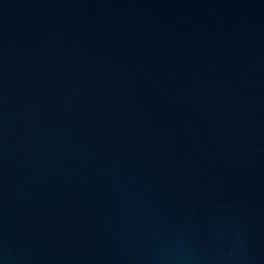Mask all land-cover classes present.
I'll list each match as a JSON object with an SVG mask.
<instances>
[{"label": "water", "instance_id": "95a60500", "mask_svg": "<svg viewBox=\"0 0 264 264\" xmlns=\"http://www.w3.org/2000/svg\"><path fill=\"white\" fill-rule=\"evenodd\" d=\"M0 264H264V0H0Z\"/></svg>", "mask_w": 264, "mask_h": 264}]
</instances>
